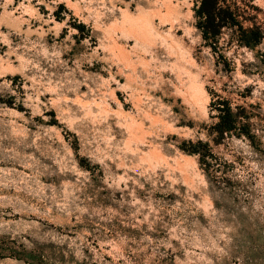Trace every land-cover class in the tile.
Listing matches in <instances>:
<instances>
[{
	"label": "rangeland",
	"instance_id": "374dc122",
	"mask_svg": "<svg viewBox=\"0 0 264 264\" xmlns=\"http://www.w3.org/2000/svg\"><path fill=\"white\" fill-rule=\"evenodd\" d=\"M197 1L0 0V264H264V0Z\"/></svg>",
	"mask_w": 264,
	"mask_h": 264
},
{
	"label": "trees",
	"instance_id": "16d2710c",
	"mask_svg": "<svg viewBox=\"0 0 264 264\" xmlns=\"http://www.w3.org/2000/svg\"><path fill=\"white\" fill-rule=\"evenodd\" d=\"M194 16L197 20L196 28L206 45L213 50L224 29H232L240 45L253 47L260 42V32L256 29H246L239 20V14L234 6L227 4L226 0H198L194 6ZM212 110L217 111V122L213 124L212 134L223 138L226 135L246 136L251 138L248 122H242L241 114L235 112L228 100L218 99L211 102ZM192 150H185L189 154L200 155V162L204 160L203 148L209 153L208 143H190ZM211 153V152H210ZM211 155V154H210Z\"/></svg>",
	"mask_w": 264,
	"mask_h": 264
}]
</instances>
